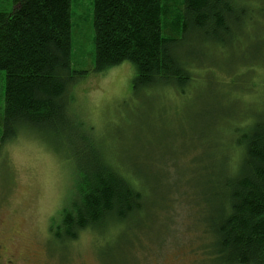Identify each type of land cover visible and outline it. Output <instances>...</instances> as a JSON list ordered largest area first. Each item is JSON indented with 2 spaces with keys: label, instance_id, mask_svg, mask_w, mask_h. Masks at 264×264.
I'll list each match as a JSON object with an SVG mask.
<instances>
[{
  "label": "rangeland",
  "instance_id": "rangeland-1",
  "mask_svg": "<svg viewBox=\"0 0 264 264\" xmlns=\"http://www.w3.org/2000/svg\"><path fill=\"white\" fill-rule=\"evenodd\" d=\"M94 1L72 0V70L87 73L70 88L68 121L75 142L89 137L81 152L138 167L132 178L144 187L148 213L139 223L111 220L77 239L56 236L64 231L63 210L78 197L75 167L54 142L24 129L0 149L2 241L28 264H215L205 253L215 207L205 196L211 193L208 158L213 153L220 165L224 156L237 163L236 129L264 114V27L221 51L186 40L181 52L200 56L203 68L194 70L185 92L133 93L131 62L94 71ZM13 9L14 0H0V11ZM5 84L0 71V137Z\"/></svg>",
  "mask_w": 264,
  "mask_h": 264
},
{
  "label": "trees",
  "instance_id": "trees-1",
  "mask_svg": "<svg viewBox=\"0 0 264 264\" xmlns=\"http://www.w3.org/2000/svg\"><path fill=\"white\" fill-rule=\"evenodd\" d=\"M178 2L95 0L94 71L131 62L133 93L164 87L184 93L194 70L203 68L200 56L181 52L186 40L221 51L244 40L252 28L264 27L256 22L257 15L264 17V2ZM71 10L72 0H14L13 11H0V71L6 82L0 149L25 129L54 142L72 160L78 197L63 210L64 231L56 235L66 240L111 220L139 223L148 213L144 187L132 178L138 167L117 164L102 152H81L86 136L74 141L66 100L87 72L72 70ZM236 131L237 163L224 156L220 165L213 153L208 158L211 193L205 196L215 207L205 230L210 236L205 253L215 264H264V114Z\"/></svg>",
  "mask_w": 264,
  "mask_h": 264
},
{
  "label": "flooded vegetation",
  "instance_id": "flooded-vegetation-1",
  "mask_svg": "<svg viewBox=\"0 0 264 264\" xmlns=\"http://www.w3.org/2000/svg\"><path fill=\"white\" fill-rule=\"evenodd\" d=\"M0 262L5 264H28L24 259L10 251L9 245L2 241L0 234Z\"/></svg>",
  "mask_w": 264,
  "mask_h": 264
}]
</instances>
